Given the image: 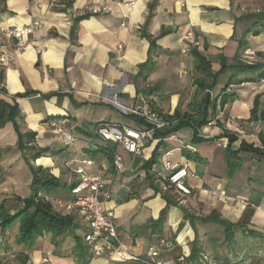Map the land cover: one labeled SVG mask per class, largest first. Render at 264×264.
<instances>
[{"label":"crops","instance_id":"0c3cea01","mask_svg":"<svg viewBox=\"0 0 264 264\" xmlns=\"http://www.w3.org/2000/svg\"><path fill=\"white\" fill-rule=\"evenodd\" d=\"M243 12L240 0H0V31L43 23L12 62L0 64V98L19 106L20 132L34 135L23 151L14 123L0 127V204L13 215L20 211L32 195L33 169L42 170L61 187L39 196L62 202L64 213L79 218L58 237H39L31 250L16 244L19 222L3 229L0 221V264H141L94 259L85 246L88 225L77 209L68 207L71 182L62 174L65 161L85 159L95 162L88 169L92 174L113 181L110 207L128 255L147 257L155 248L168 264H202L188 260L198 238L208 264H264L258 251L264 242V162L251 153L237 154L243 143L262 147L264 79L258 80L261 72L239 75L226 88L231 76L226 73L212 91L201 86L213 83L221 57L264 67V33L246 34L248 24L237 22ZM241 41L246 45L240 48ZM12 50V43L0 41V53ZM199 58L210 63L209 71L199 70ZM147 63H152L149 72L142 69ZM223 95L230 97L226 103ZM257 100L260 113L254 120ZM115 103L128 109L148 105L168 120L177 115L190 120L166 138L159 160L170 150L194 149L178 157L173 153L170 159L198 175L188 181L192 195L166 192L169 173L164 167L159 171L154 166L148 179L144 163L159 143L145 141L139 156L112 145L124 164L123 172H116L95 129L105 122L136 129L141 125ZM49 120L60 122L77 142L66 146L47 125ZM204 120L207 124L196 133L194 125ZM125 154L135 159L126 161ZM227 154L239 162L233 174ZM166 196L174 201L169 207ZM165 209L162 229H153L152 222ZM214 213L232 224H248L263 238L239 235L235 245L225 244L223 229V239L214 237L211 229L218 225L199 220ZM186 214L196 220H186Z\"/></svg>","mask_w":264,"mask_h":264},{"label":"built area","instance_id":"2783aa9c","mask_svg":"<svg viewBox=\"0 0 264 264\" xmlns=\"http://www.w3.org/2000/svg\"><path fill=\"white\" fill-rule=\"evenodd\" d=\"M98 12V11H95ZM43 28L40 20L34 21L22 27H12L0 31V41L3 44H13V50L0 53V64L12 62L14 57L23 51L27 46V37ZM196 43L195 46H199ZM115 105L127 115L133 116L139 121L141 127H118L112 123H101L95 129L104 147L112 145H121L125 151L132 155H141L143 143L149 141L152 143H161L167 139L156 138L158 132H164L167 129L177 126L179 121L168 120L152 109L148 105H140L133 109L115 103ZM60 140L66 145L71 146L77 142L78 138L67 131L57 120L47 121ZM213 126L214 122L208 124ZM174 139L171 138L170 140ZM192 151L194 149L190 147ZM173 150L167 151L163 157V167L168 172L165 190L173 188L184 196L192 195V189L188 185L189 180H197L198 175L190 170L185 164H174L170 159L173 157ZM264 162V160H263ZM95 166L91 159L82 161L68 160L63 163V169L68 173L71 180L76 184L71 189L70 209H77L88 225V230L84 235V243L90 249L94 259L104 258L107 260H116L122 263L142 262L144 264H168L159 259L160 253L155 249L149 250L147 260L140 256L128 255L122 245L118 227L116 224L115 211L110 207L113 195V181L107 180L101 175L92 174L88 169ZM114 166L117 173L124 170L123 158L117 152H114ZM73 184V181H71ZM221 193H214L218 196ZM226 199H229L226 197Z\"/></svg>","mask_w":264,"mask_h":264},{"label":"trees","instance_id":"16d2710c","mask_svg":"<svg viewBox=\"0 0 264 264\" xmlns=\"http://www.w3.org/2000/svg\"><path fill=\"white\" fill-rule=\"evenodd\" d=\"M244 22L248 24V28L246 29V34H253L254 36H259L264 33V10H261L258 13L244 15L240 17L237 21ZM236 35V33H235ZM236 38V37H235ZM246 43L241 41L239 43V47L245 46ZM156 46V41L152 43V48ZM151 48V49H152ZM221 69L213 75V83L212 84H201L203 89L211 90L217 86V83L219 82V78L226 74L231 73V76L228 79V82L226 84V88H228L230 85L234 84L235 79L239 75H246L251 73H257L261 72L258 80L264 79V67L260 65H247L242 63L240 60L235 57V60L233 63H229L228 59L225 57H221ZM199 64L201 65L199 67V70H210L211 65L209 62H206L204 58H199ZM150 65L152 63H147L142 66V69L146 72H149ZM229 98L227 95H223L222 101L227 102L229 101ZM210 101V100H209ZM259 104L258 100L256 101L255 108L252 112L253 119L257 120L259 119ZM261 115V114H260ZM21 110L19 109V106L16 103H9L3 99L0 98V127L4 126L6 122H13L15 125V128L18 132L19 136V144L18 148L20 150H25L27 141H32L34 139L33 134H22L20 132V129L17 124V119L21 118ZM134 118L133 116H130ZM135 119V118H134ZM137 120V119H136ZM171 120H179V124L177 126L171 127L167 129L164 132H158L156 134V138L159 139H166L171 133L180 130L181 128H184L189 125L190 120L187 121L186 118L180 117L179 115L176 116L175 119ZM207 122L204 120L199 125H194V128L196 129V133L198 129L205 126ZM195 133V134H196ZM230 138V142H234L235 138L232 135L227 134ZM197 139V134L196 138ZM260 140L262 143L261 148H256L253 145H249L247 143H243L241 146L240 152H246L251 153L259 158V160L262 162L264 160V137L260 135ZM164 145V141L159 143L157 146L152 158L144 163V169L147 170V177L148 179H152L153 176L151 175L152 168L159 162V159L161 158V155L159 153V150ZM101 151L108 153L110 158L113 160L114 158V152L115 149L110 147H100ZM184 153L192 151L189 146L184 147L183 149ZM227 164L228 169L230 170V174H233L237 169L239 162H234V159L230 156V154H227ZM33 183H32V195L28 198L23 200L24 206L23 208L18 211L16 214H11L9 211L6 210L4 204H0V221H1V227L3 229L9 228L11 225H13L16 222L20 223V232L18 237L16 238V244L20 247H24L28 250H31L35 245L39 237L43 236L44 234H53L55 237H58L62 234H64L68 229L72 227L73 221L69 217H64L56 212L53 211L52 206L44 201L43 198H41L39 195L41 193L44 194H50L54 190H57L61 187V184L54 179L51 176H47L43 173L42 170H34L33 169ZM76 184H70V196H71V189ZM168 201V206L174 204V201L170 199L168 196L165 197ZM167 214V209L163 210L161 213L160 218L158 221H153L151 227L153 229H162L165 216ZM186 220L189 219L193 223L196 219L191 216L190 214H186L185 216ZM200 222L203 224H215L220 226L223 229L224 234V243L228 245H235V241L239 235L249 238V239H258L263 238V235L261 232L253 229L246 223H240V224H232L228 221L222 219L217 214H212L210 217L201 218L199 219ZM76 240L80 241V238L76 237ZM199 240L196 238L192 245V252L189 257V262H201L202 264H208L209 261L204 259V257L201 255V250L199 248ZM86 246V245H85ZM217 255H215L216 257ZM143 260H147V257H141ZM134 263H141L142 262H134Z\"/></svg>","mask_w":264,"mask_h":264},{"label":"rangeland","instance_id":"374dc122","mask_svg":"<svg viewBox=\"0 0 264 264\" xmlns=\"http://www.w3.org/2000/svg\"><path fill=\"white\" fill-rule=\"evenodd\" d=\"M240 3L242 5V8H244L246 10V12L244 13V15H249V14H254V13H258L260 12L261 10H264V0H245V1H242L240 0ZM243 15V16H244ZM151 107V106H150ZM152 108V107H151ZM153 109V108H152ZM155 110V109H154ZM157 112V111H156ZM187 121L185 122H188V118H186ZM179 121V120H178ZM189 123V122H188ZM65 151V150H64ZM64 151H61V154L64 152ZM182 151L183 149H174V155L175 157H178L182 154ZM163 152V151H161ZM92 151L91 152H88L85 154L86 157H91L92 156ZM125 160L127 161L128 159H131L133 158L132 156L130 155H127L125 154ZM135 159V158H133ZM156 166V169L159 170V171H162L163 170V161L159 160V162L155 165ZM62 174L67 178V181L70 183L71 181H74V180H71L70 176H68V173L66 171H64V169L62 170ZM53 177L54 179H56L58 182L59 180L55 177V176H51ZM166 192L168 193H171L172 195L176 193V195H179L175 189L173 188H167ZM42 196V195H41ZM43 197V196H42ZM44 199V198H43ZM44 201H46L47 203H49L51 206H52V209L54 212L64 216V217H69L72 219L73 221V224H72V227L70 229H72L75 225H76V222L79 220L78 218V215L77 214H73V215H69V214H66L64 213V209L62 210V202H58L57 204L53 202L52 199L50 200H47V199H44ZM70 229H68L67 231H69ZM66 231V232H67ZM211 231L213 232V236L214 237H220L221 239L222 238V228L219 227V226H216L214 227L213 229H211ZM260 248V249H259ZM258 251H262V254H260V258L261 259H264V242H261L260 243V247H259Z\"/></svg>","mask_w":264,"mask_h":264}]
</instances>
